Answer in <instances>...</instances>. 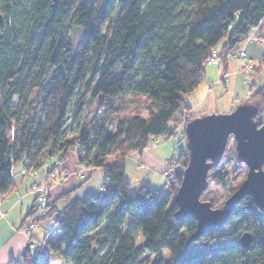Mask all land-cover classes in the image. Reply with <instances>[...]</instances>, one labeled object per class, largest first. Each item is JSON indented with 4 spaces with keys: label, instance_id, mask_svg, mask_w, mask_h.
Instances as JSON below:
<instances>
[{
    "label": "trees",
    "instance_id": "obj_1",
    "mask_svg": "<svg viewBox=\"0 0 264 264\" xmlns=\"http://www.w3.org/2000/svg\"><path fill=\"white\" fill-rule=\"evenodd\" d=\"M0 13V199L17 164L32 177L48 167L46 178L52 173L61 183L66 168L56 172L49 159L59 155L63 164L73 151L79 167L103 173L97 197L75 199L55 218L54 201L42 213L30 190L35 199L26 218L39 213L31 225L53 219L61 235L43 243L42 262L27 249L29 264H141L144 253L156 258L149 264H264V213L249 197L223 227L186 245L196 221L176 220L172 198L186 147L168 175V193L141 187L133 194L123 164L195 118L185 113V96L203 81L213 53L225 65L264 22V0H0ZM67 27L85 33L74 52ZM252 69L264 72V59ZM124 94L145 99V116L120 114L115 100ZM249 95L264 108V84L251 85ZM94 102L87 119L84 109ZM244 232L253 237L248 248L239 244Z\"/></svg>",
    "mask_w": 264,
    "mask_h": 264
},
{
    "label": "crops",
    "instance_id": "obj_2",
    "mask_svg": "<svg viewBox=\"0 0 264 264\" xmlns=\"http://www.w3.org/2000/svg\"><path fill=\"white\" fill-rule=\"evenodd\" d=\"M253 39H256V41ZM263 42L264 22L260 23V25L255 29H252L248 37L243 42L239 43L234 50L227 54L225 65L218 61L216 65V78L218 79L213 82L212 88L219 91L218 93L222 90L225 93L228 90L234 92L233 78L236 76L235 72H242L240 70L244 69L254 72L252 67L247 68L246 66H242V62L239 59V53L243 52L244 56L246 55L249 58L247 59L245 56L246 61L252 62L254 67L264 59V47L262 46ZM222 45L223 43L220 44L216 53ZM254 61L256 62L255 64ZM208 65H206V67ZM206 67L204 79L201 83L207 79ZM221 73H226L227 77V79L223 82L221 81ZM200 84L192 93L184 98L185 105L189 108L188 112L185 113L195 117H200L202 114H194L193 109H195V107L197 108V106L202 103V101L205 100L211 92H213L210 91V88H208V90L206 88H202ZM183 127V124L177 126L179 129H182ZM154 140L142 151L132 152L124 158L123 164L125 178L129 183L131 182L127 178L128 169L141 171L142 173H138L136 176L137 182L138 184L143 183V186L141 187L149 188L148 185H150L151 176L157 174L163 175L162 173L168 167L169 159L165 157L163 151L157 149V143H154ZM112 158L113 160L107 163L114 162L115 158ZM47 170L48 167H45L40 170L35 177H32L31 175L26 176L22 174L23 167L21 164H17L12 169V187L0 199V264H29L31 259H24V253L27 249H29L31 256L34 257L35 261L38 262L40 260H38L33 254L37 252L30 247V245L35 243L46 244V238L44 235L46 232H50L53 237H59L61 235L58 232H53V219H51L52 221H41L35 227H29L39 214L32 218H26V215L31 210L35 199L34 195L30 192L31 186L34 181L40 184L46 181ZM56 172L60 171L56 170ZM77 173H79L78 178L87 179V181L80 188L74 190L77 186H79V184L77 185L73 181L71 173L67 171L63 175V179L60 184L50 187L49 202L54 201V206L56 207V214L53 218L59 215L73 200L92 195L90 194L91 192H89L90 189L88 188L90 182L93 186L96 185L101 191L103 183V173L101 170L79 167V172L77 171ZM68 193L71 194L64 196ZM80 193H83L84 196L81 197ZM59 262L62 261L60 260Z\"/></svg>",
    "mask_w": 264,
    "mask_h": 264
},
{
    "label": "water",
    "instance_id": "obj_3",
    "mask_svg": "<svg viewBox=\"0 0 264 264\" xmlns=\"http://www.w3.org/2000/svg\"><path fill=\"white\" fill-rule=\"evenodd\" d=\"M259 112L258 106L248 103L228 114L203 115L185 124L188 160L173 204L177 207L176 220L196 221V229L186 245L214 228L223 227L244 197H249L264 213V121L260 125L255 121ZM230 137L235 143L236 161L244 164L247 171L240 185L225 200L224 207L213 209L209 202L201 201L200 196L208 188V173L221 163ZM252 240L251 233L244 232L239 244L248 248Z\"/></svg>",
    "mask_w": 264,
    "mask_h": 264
},
{
    "label": "rangeland",
    "instance_id": "obj_4",
    "mask_svg": "<svg viewBox=\"0 0 264 264\" xmlns=\"http://www.w3.org/2000/svg\"><path fill=\"white\" fill-rule=\"evenodd\" d=\"M0 24H2L1 13H0ZM67 30L73 42L72 45L74 52L77 50L79 43L85 39V33L81 29L74 27L72 28L67 27ZM253 40L256 41V39ZM262 46L264 47V42L262 43ZM263 56H264V52H263ZM246 58L249 59L247 56ZM244 62L245 61L242 62L243 65H246L248 63L246 61L244 64ZM255 63L256 62L254 61V64ZM250 64L252 65L251 67L253 68L252 62ZM216 65L217 64H209L206 67L207 79L200 85L202 88H206L207 90L208 88H210V91L213 92H211L208 95V97L197 106V108L195 107V109H193V113L196 115L202 114L203 116V115H211V114H217V115L228 114L232 112L237 106L245 105L249 103V97H250L249 88L251 85H255L258 87L264 84V72L260 73L259 75L254 73L253 71L244 69V70H240L242 72H238V71L235 72L236 76L233 78L234 92L228 90L225 93L223 90L222 91L220 90L221 92L218 93L219 91H216L214 90V88H212L213 82L215 80L217 81L218 79L216 78ZM115 105L120 108V114L123 113V115H129L134 113L135 111H139L141 114L145 116L144 110L146 107V101L141 96L124 94L116 98ZM256 106L261 108V112H259L257 117L258 120L262 122L264 121V108L260 107L259 105ZM94 108H95V102L90 104L89 107H85L84 114L87 113L85 118L88 119L91 116ZM111 118L116 119L115 116L114 117L112 116ZM170 125L172 126L173 123ZM182 131L183 128L182 129L177 128L176 135L174 136H171L169 138H164V137L156 138V143L158 147L157 149L163 151L165 157L169 159V162H168V167L162 173L163 175L157 174L151 176L150 185H148L150 189L158 190L161 191L162 193H168L169 191L167 185V179L169 178L168 175L172 174L175 169H179V166L176 164L175 161L180 156V152L185 149V140H184L185 137L181 134ZM234 146L235 143L233 139L230 137L227 146L225 148L221 163L216 169L208 173V188L200 196V200L204 202H209L212 205L213 209L223 208L225 200L231 195V193L240 185V183L245 178L247 168L244 164H240L236 161V153L234 150ZM58 158L59 155L49 159V162L51 164L56 165L57 171H61V169L65 167L66 171L71 173L72 179L77 185L84 181V179L76 177L75 174L73 173L77 171L79 172V165L77 164L75 153L73 151H69L67 153L66 161L63 164L61 163L59 164L57 162ZM112 160L113 158L109 157L107 159V162H111ZM138 173H142V172L128 169L127 178L131 182L130 188L133 194H135L139 190V188L143 186V183L138 184L137 182L136 176L138 175ZM59 182H60L59 179L56 182H53L52 178H49V176H47L46 181L40 184V187H44L47 189L46 191L47 204L49 202L50 187L60 184ZM37 184L38 182L34 181L31 188ZM88 188L90 189L89 191L91 192L90 194H92L88 196L97 197L99 195L100 189H98L96 185L93 186V184L90 182ZM176 191H177V187L173 186V193L175 194ZM80 196L82 197L84 196V194L80 193ZM38 214L39 213H37V215ZM50 221L52 220L50 219ZM46 233L44 234L46 238L45 239L46 244L49 245L50 241H52V243H57L59 241V237H53L50 232H46ZM239 237L237 239H239ZM140 243L141 242L139 238L137 239V244ZM33 254L41 262L44 259L43 253H33ZM159 259L162 262H164L168 260V255L165 254L164 252H161L159 254ZM155 260H156L155 256L144 253V255L141 258V264H149L154 262ZM59 261L60 259L57 258L52 264H63V262H59Z\"/></svg>",
    "mask_w": 264,
    "mask_h": 264
},
{
    "label": "built area",
    "instance_id": "obj_5",
    "mask_svg": "<svg viewBox=\"0 0 264 264\" xmlns=\"http://www.w3.org/2000/svg\"><path fill=\"white\" fill-rule=\"evenodd\" d=\"M239 59L243 62L246 61V58L244 56L243 52L239 53ZM248 63L246 65L242 66H246L247 68L251 67V62L247 61ZM218 63V59L215 55V53H213L212 57L210 58V60L208 61V64H217ZM227 77L226 75L221 77V81L226 80ZM153 142V141H152ZM156 142V140H154V143ZM22 174H24V172H22ZM49 178H52L53 180V174H49L48 175ZM60 181V180H59ZM104 183H107V181H104ZM46 191L47 189L44 187H40V185H34L31 188V192L36 196L37 198V208L39 209V211H41L42 213H44L46 211L47 208V195H46ZM103 191V190H102ZM36 224H32L30 227H35ZM30 247H32L37 253H41L44 251L45 249V245L43 243H35V244H31Z\"/></svg>",
    "mask_w": 264,
    "mask_h": 264
}]
</instances>
